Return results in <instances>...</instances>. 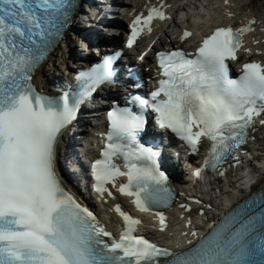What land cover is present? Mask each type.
Wrapping results in <instances>:
<instances>
[{
	"label": "snow or ice",
	"instance_id": "snow-or-ice-1",
	"mask_svg": "<svg viewBox=\"0 0 264 264\" xmlns=\"http://www.w3.org/2000/svg\"><path fill=\"white\" fill-rule=\"evenodd\" d=\"M74 7L75 0H0V264H264V199L246 204L193 248L176 253L134 235L140 221L119 205L115 210L126 228L119 240L106 241L111 234L62 186L55 165L58 137L84 98L113 82L119 56L80 72L71 95L49 97L35 90L32 73L62 36ZM154 17L167 18L152 8L143 24ZM140 24L137 16L128 47L143 30ZM251 30L218 28L191 59L182 51L158 53L159 86L150 99L132 97L193 151L202 137L211 141L206 160L211 167L245 143L254 117L264 115V65L246 63L238 78L229 77L227 61L237 59L241 37ZM108 118V143L93 165L96 191L103 194L106 184L127 176L119 191L134 196L140 211L166 204L167 177L156 153L138 139L143 116L114 108ZM160 221L163 225L162 214Z\"/></svg>",
	"mask_w": 264,
	"mask_h": 264
},
{
	"label": "bare ground",
	"instance_id": "bare-ground-1",
	"mask_svg": "<svg viewBox=\"0 0 264 264\" xmlns=\"http://www.w3.org/2000/svg\"><path fill=\"white\" fill-rule=\"evenodd\" d=\"M157 1L159 0H154V2ZM164 1L165 0H163V2ZM254 1L256 0H175L172 9L181 10L179 17L183 26L193 28L199 24L198 28L195 29L196 33L203 27L204 21L211 15V12L220 16V20L217 22L221 25H225L228 22H236L239 27L244 28L250 26L252 30L245 33L244 46L240 49L239 55H247L246 58L251 55L263 58L264 3L262 2L263 4L259 8H255ZM169 2H172V0H169ZM176 3H178L177 6ZM142 7L143 5H140L138 8ZM252 21H254V23L250 24ZM175 25L179 26L180 24L175 22ZM163 34H167L166 29L163 30ZM176 36V33L172 31L170 32V36L166 37V41L170 40V38L174 39ZM70 46L71 49H75L72 45V41ZM77 47L80 48L81 46L77 45ZM63 58L64 53L61 49L58 52L55 63L53 65L49 64V68L55 69L56 72L59 71L60 66L57 61ZM49 68H45L44 70L48 72L50 70ZM250 177L249 174H244L236 184H231L227 191H225L224 199L229 202L233 200L236 196L234 188L236 187L238 190L245 189ZM262 183H264V176ZM195 187L199 189L201 193L208 192L211 197L218 198L223 193L225 186L221 185L217 179L205 178L204 184ZM186 199V196H181V201H186ZM196 211L197 209L193 208L189 214H194Z\"/></svg>",
	"mask_w": 264,
	"mask_h": 264
},
{
	"label": "rangeland",
	"instance_id": "rangeland-1",
	"mask_svg": "<svg viewBox=\"0 0 264 264\" xmlns=\"http://www.w3.org/2000/svg\"><path fill=\"white\" fill-rule=\"evenodd\" d=\"M257 2V3H256ZM264 3V0H256V1H254V7L255 8H259L263 3ZM259 3V4H258ZM259 5V6H258ZM74 46H77V45H75L74 44ZM60 61H58V63H59Z\"/></svg>",
	"mask_w": 264,
	"mask_h": 264
}]
</instances>
